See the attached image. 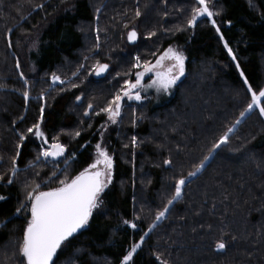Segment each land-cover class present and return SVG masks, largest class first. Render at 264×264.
Instances as JSON below:
<instances>
[{"label": "trees", "instance_id": "trees-1", "mask_svg": "<svg viewBox=\"0 0 264 264\" xmlns=\"http://www.w3.org/2000/svg\"><path fill=\"white\" fill-rule=\"evenodd\" d=\"M95 1L0 0V84L6 86L0 89V176L4 177L0 195L8 198L0 201V222L12 217L35 184L56 171L51 162L25 170L39 152L40 141L26 130L37 122L41 104H45L44 131L49 140L57 137L67 146L68 156L76 153L62 174L74 176L91 163L106 120L102 114L85 116L76 96L86 94V105L90 94L97 96L104 90L106 102L122 83L113 77L131 68L134 53L153 62L152 54L158 55L169 45H178L188 57L186 75L168 99L163 97L158 103L151 97L140 103L125 100L118 123L105 132L114 166L103 205L94 211L89 225L75 234L72 247L56 258V264H66L69 255L79 257L77 264H120L131 244L139 241L156 213L172 199L174 178L195 171L214 139L240 118L250 95L239 71L254 89L264 86V0H213L220 11L215 19L240 69L208 19L193 29L177 31L185 26L195 0H105L106 26L113 41L105 44L109 73L104 79L76 84V88L52 85L51 75L80 63L83 27L94 20ZM37 4L43 8L37 9ZM125 25L135 27L141 37L127 53L123 52ZM149 32L156 35L148 38ZM21 71L31 85L27 104L20 94L25 87ZM41 93L45 94L43 100L38 99ZM17 131L29 138L17 161L21 171L9 185L12 157L19 143ZM76 131L81 135L75 136ZM166 159L172 164L165 165ZM57 165L63 168V160ZM37 171L39 176L34 175ZM169 208L131 264H159L154 253L163 254L170 264H264V117L258 110L241 119L230 143L217 150L196 176L189 177L181 197ZM123 220L134 221L137 228ZM26 221L27 214L21 213L0 226V264H20L18 255L14 256L15 244ZM222 234L227 247L216 251L215 242Z\"/></svg>", "mask_w": 264, "mask_h": 264}, {"label": "snow or ice", "instance_id": "snow-or-ice-1", "mask_svg": "<svg viewBox=\"0 0 264 264\" xmlns=\"http://www.w3.org/2000/svg\"><path fill=\"white\" fill-rule=\"evenodd\" d=\"M166 2V0H165ZM37 9L43 8V4H37ZM69 9H66V11ZM96 13H100L101 9L97 8ZM182 11V10H181ZM190 17L185 21L184 27H178L177 31H185L186 29L195 28L200 18H207L211 25L215 28V31L219 34L220 39L224 43V47L233 61H236L237 69H240L239 62L237 61L236 54L233 49L229 47L228 41L224 39L223 33L220 30V26L217 24L215 17L220 15V11H217L213 7V0H195L190 9ZM135 15L138 17L141 15L139 8L136 9ZM167 15V13H165ZM98 19V17H97ZM228 24L232 22L227 21ZM127 28V25H125ZM12 30L9 29V33ZM97 31V44L96 48L100 47L99 43V28ZM148 38L156 35L155 32H149ZM139 39V33L136 28L133 27L127 31V41L135 44ZM9 46H11V40L9 39ZM34 42L33 47H36ZM155 63L150 60H142L141 55L137 53L132 57L131 68L125 72H117L113 77V80H117L120 83L112 94L111 99L108 100L104 107L100 109V113L107 115L108 120L112 124L118 123V118L122 114L125 100L142 101L146 99V96H142V91L147 92L149 88H155L157 93L168 94L173 88L178 87V82L186 75V56L183 49L179 46L169 45L163 49L159 55L152 54ZM88 58L85 57V60ZM16 67L19 68L20 64L17 60ZM111 65L109 63H103L97 60L90 69L86 68L85 64H80L76 72L72 73L73 77L79 78L81 71L87 70L89 75H95L97 77L104 76L109 73ZM147 74H152L151 80L145 84L143 81ZM239 75L242 77V82L246 87V92L249 93L250 99L246 104V107L239 113L238 119L230 126L227 127L223 133L216 139H214L211 147L208 149L207 155L200 160L199 164L195 166V171L189 172L187 176L180 175L178 178H174L175 193L172 199L168 200L167 205L163 210L158 211L155 216V220L148 230L140 236L138 242H133L130 246V250L123 255L120 264H131L133 256L142 247L145 239L149 236L150 232L156 227L157 222L166 218L167 213L170 211L169 205L181 197L183 189L188 182L189 177H194L201 171L207 161L214 158L217 150L230 143L231 135L235 134L237 126L241 123V119L250 114L253 110H258V114L264 117V87H260L256 90L248 82L247 77L242 70L239 71ZM134 76V79L128 77ZM20 79L24 83L23 91L20 94L24 98L26 104L30 99V83L21 71L19 73ZM51 82L53 84L59 82L60 84L68 83L61 79L60 76L55 73L51 76ZM73 88L78 87L76 84H72ZM4 84H0V89H5ZM38 99H45V94L41 93ZM83 99V93L76 96L77 101ZM94 105L89 103L85 109V116H90ZM40 115L37 122L27 128V133L32 134L33 137L40 141L39 152L35 158L25 165V170L35 169L40 164H48L51 162L56 171L42 183H37L32 187L31 191L27 192L26 198L23 202L16 207L12 217L6 218L0 222V226H5L13 218L19 217L21 213L27 214V221L22 230V237L16 241L14 256L19 257L20 264H56V258L60 254L64 253L66 249L72 247V240L75 239V234L89 225L90 220L93 218V213L99 210L103 205V194L112 182V173L114 160L113 155L109 153L107 147L102 143L103 132H101V142L95 145V156L92 163L83 168L74 176L64 175L63 179H60V175L65 173L69 167L70 161H74L76 153L73 152L71 156L67 155L68 148L65 144L60 142L57 137H52L51 140L45 134L42 123L44 120L45 104L40 106ZM21 121L24 117H20ZM15 124V121H13ZM91 127V125H89ZM106 125H102V128ZM19 137V143L16 145L15 156L12 157V167L8 178V184H12L14 178L17 176L21 169L18 167L17 161L21 155V149L28 135L17 131ZM80 131L75 132V136H80ZM239 139V138H238ZM132 144H137V138L132 137ZM81 147H84L82 145ZM127 147V145H125ZM246 147V145H245ZM3 158L0 157V160ZM59 159L63 160L64 167L60 168L57 165ZM165 165H171L170 159L164 160ZM259 167V164L257 165ZM34 175L39 176V171ZM4 177L0 176V180ZM56 182L55 187H48L47 185L52 182ZM45 187L46 190H40L41 187ZM8 198L4 195H0V201H5ZM136 219H139L137 217ZM123 224L130 225L131 228H137V224L134 221L123 220ZM203 227V226H201ZM211 230V225L208 226ZM235 239V237H233ZM227 244L225 239H221L215 242V250L222 251L226 249ZM79 252V249L75 250ZM159 264H170V262L163 258V254L154 253ZM79 257L76 259L69 255L66 264H77Z\"/></svg>", "mask_w": 264, "mask_h": 264}, {"label": "rangeland", "instance_id": "rangeland-1", "mask_svg": "<svg viewBox=\"0 0 264 264\" xmlns=\"http://www.w3.org/2000/svg\"><path fill=\"white\" fill-rule=\"evenodd\" d=\"M98 1H100V0H98ZM98 1H95L94 4H93V11L95 13V17H94L93 22H91L90 25H85L83 27L84 28L83 29L84 30L83 31V33H84L83 34L84 35V47L81 49V51L78 54V59L80 58L79 59L80 60V63L79 62H75L74 64H70L68 68L65 66L66 67V70L63 69V67H62L59 70L60 73L56 74V75L60 76L61 79L66 80V81H70V82L64 83V84H60L59 82L53 84L51 82L52 85L60 84V85H62V86L65 87L66 85L67 86H70L72 84H79V85H81V84L82 85L89 84V80L95 79V78H94V75H89V73H88L87 70L81 71L79 73V78L73 77L72 76V73L77 71V68L79 67L80 64H85L86 65V68L87 69H90L91 66L97 60H99L100 62L105 63V44H109V43L112 44L113 41L111 40L112 38L111 39L109 38L110 32L107 30V26H106L107 24H106V20H105V0L103 1V3L101 5H98L99 4ZM213 7L216 9V7L214 5V1H213ZM97 8H100L101 9L100 13H96L95 10ZM97 17H98V19H97ZM97 28H99V30H100L99 31V43H100V47L98 49L96 48V44H97V31H96V29ZM130 29L131 28H127L125 30V41H124V47H125V49L123 50L124 53L130 52L131 49H132V46H133V45H130L129 42L127 41V31L130 30ZM140 40H141V37L139 35V39L137 40V42H139ZM172 46H178V45H172ZM136 54L137 53H134L133 56H135ZM85 57H87L88 59L85 60ZM153 63H155V59H154ZM151 78H152V74H147L145 76V79H144L143 82L145 84H147L151 80ZM102 79H104V78H102ZM107 79L110 80L109 78H107ZM131 79H134V76L131 77ZM95 80H98V79H95ZM104 83H105V81H104ZM173 89H172V91L170 93L164 94V93H157V91H156L155 88H149L147 90V92H143L142 91L141 94H142V96H146L147 98H149V97L153 98L156 101V103H158L159 101L162 100L163 97H165L166 99H168L172 95ZM85 93H86V88H85ZM103 93H104V90H101L100 95H97V96H93V95L90 94L87 97V99H86V105H85V103H83V101L85 100L86 94L83 95V99L81 101H77L76 99H75V101L78 102L77 104L81 105V107L84 110V113H85V109L87 108L88 104L89 103L93 104L94 105V109L92 110L90 116L94 117V116L97 115L96 113H99L100 112V109L105 106L106 102L111 99V97H110L105 102V95ZM142 101H134V100L129 101V100H126V102H128V103H140ZM77 107H78V105H77ZM100 114L104 115V117L106 116L105 123L102 124V125H106V127L102 128V125H101V130L103 132V141H102V143H103V145L105 147H107L106 142H105V138H104L105 137V132L112 125V123L108 120V117H107L106 114H104V113H100ZM46 119H48V118H46ZM46 123H47V121L44 120V122L42 124L43 130L45 128V124ZM66 134L68 135V137L72 136V135H69V132L68 131H66ZM57 136L60 138V133H58ZM98 142H101V135H100V139H99ZM94 156H95V146H94V152H93L92 161L94 159ZM92 161H91V163H92ZM59 167L62 168L61 165H59ZM62 174L60 175L61 177H63L64 175H66V174H64V175H62ZM61 177H59V178H61ZM40 190H42V189H40Z\"/></svg>", "mask_w": 264, "mask_h": 264}, {"label": "water", "instance_id": "water-1", "mask_svg": "<svg viewBox=\"0 0 264 264\" xmlns=\"http://www.w3.org/2000/svg\"><path fill=\"white\" fill-rule=\"evenodd\" d=\"M203 19H207V18H206V17H205V18H200V19L198 20V22H200V21L203 20ZM198 22H197V23H198ZM196 25H197V24H196ZM136 42H137V41H136ZM136 42H135V44H136ZM129 44H130V45H134V44H132V43H130V42H129ZM106 74H107V73H106ZM106 74H105V75H106ZM105 75H104V76H105ZM104 76L97 77V76L94 75V78H95V79H102V78H104ZM80 231H81V230H80Z\"/></svg>", "mask_w": 264, "mask_h": 264}]
</instances>
